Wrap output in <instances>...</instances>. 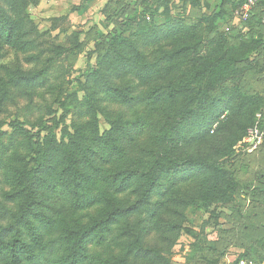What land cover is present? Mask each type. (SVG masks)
<instances>
[{
	"label": "rangeland",
	"instance_id": "374dc122",
	"mask_svg": "<svg viewBox=\"0 0 264 264\" xmlns=\"http://www.w3.org/2000/svg\"><path fill=\"white\" fill-rule=\"evenodd\" d=\"M247 2L28 0L19 4V14L11 11L17 24L10 40L0 36V86L12 76L6 68L29 78L39 74V83L8 88L0 106L7 132L0 145L3 155L7 151L21 156L29 151L22 136L14 134L12 139L11 121L30 120L35 126L28 128L42 135H48V128H52L58 144L74 139L86 146L96 137L95 126L103 133L127 120L133 123L131 129H126L125 122L122 129H116L118 133L129 129L131 136L123 161L145 160L144 152L157 147L158 138L135 122H157L164 112L182 105V94L174 103L165 94L172 85L182 88L203 59L228 56L240 60L241 72L212 93L213 116L220 117L208 127L197 125L180 143L186 155L205 158L226 170L227 177L236 183L229 189V198L206 201L205 205H199L204 201L198 199L184 206L181 198L197 196L208 183L199 170L175 173L162 181L148 206L112 225L102 243L98 238L91 240L88 257L81 264H102L94 258L115 260L139 231L152 255L139 259L138 264H238L241 260L264 264V0H256L246 13ZM1 5L10 8L4 0ZM130 20L132 25L124 30ZM122 31L128 40L120 46L123 53L105 58L100 46ZM126 59L133 69L122 71L119 66ZM125 93L135 102H122L120 96L124 98ZM53 155L56 157L50 163L56 167L42 174L43 181L52 183L57 180L59 165V156ZM5 160L11 161L8 156ZM102 160L95 157L93 169H89L100 181L107 169L119 166L104 165ZM5 178L6 171L1 168L0 209L5 204L15 205L5 200L4 193L9 191ZM98 185L108 187L104 182ZM108 188L123 205L138 198L133 193L134 184L121 192ZM47 201L44 207L36 206L37 213L32 216L43 235L47 220L42 217L56 212L55 197ZM158 201L161 209L151 218L149 211ZM108 207L100 202L95 208L75 211L67 218L69 227L90 222ZM24 235L31 242L30 231L25 229ZM157 253L160 258H156ZM60 254L51 252L39 264L58 263Z\"/></svg>",
	"mask_w": 264,
	"mask_h": 264
},
{
	"label": "trees",
	"instance_id": "16d2710c",
	"mask_svg": "<svg viewBox=\"0 0 264 264\" xmlns=\"http://www.w3.org/2000/svg\"><path fill=\"white\" fill-rule=\"evenodd\" d=\"M2 1L0 0V36L10 40L17 24V17L11 11L19 14V4L28 0H4L10 6L8 9L1 5ZM37 1L34 0V3ZM132 23L133 21L130 20L124 30H128ZM124 32L112 36L109 43L100 46V52L104 51L105 58L111 59L118 52H122L120 46H125L128 42L123 36ZM177 56L178 53L175 57ZM1 57L0 54V59ZM205 59L198 64L197 70L182 88L172 85L171 90L165 94L173 103L182 94L185 102L178 106L179 108L164 112V117L157 122L156 119L135 122L136 126L154 132L158 138L157 147L144 152L147 155L145 160L136 157L130 162L123 161L127 159L124 151L127 141L131 140L130 134L127 133L133 127V123L127 120L123 121L120 127L115 126L114 130L110 129L103 133H100L98 126H95L96 137L86 146L80 145L74 139L68 143L58 144L52 128H48L50 130L48 135H42L40 131L34 133L28 128L35 126L30 120L11 121L9 126L12 127L10 133L12 139L22 136L29 151L21 156L17 152L10 154L7 151L4 155L0 154V169H5V179L9 187V191L4 193L5 200L15 204L11 207L5 204L0 209V264H39L43 259H47L51 252L61 253L58 263L81 264L88 257V243L91 240L98 238L102 243L112 225L122 218H130L143 206H148L151 202L150 197L158 191L162 181L178 172L199 170L205 174V183H208L205 191L197 196L181 198L180 204L187 206L188 203H197L198 199L204 201L198 203L199 205L214 200H227L229 189H234L236 183L227 177L226 170L205 158L186 155L184 149L180 148V143L188 135H192L191 131L194 127L197 125L208 127L220 117L213 116L215 104L212 93L223 87L233 75L241 72L238 67L239 59L228 56L216 59L209 56ZM119 67L122 71H129L133 69V64L126 59ZM6 70L12 76L1 82L0 89L2 87L3 90L0 106L4 103V97L7 96L10 86H36L39 83L36 82L39 74L29 78L22 72L9 68ZM42 72L41 74L44 75L45 72ZM26 78L30 81L24 82ZM116 90L119 91L117 88ZM122 97L120 96L122 102H135V99L128 97L126 93L124 98ZM225 97H222L221 101ZM90 101L93 102L92 99ZM124 122L126 129L130 128L127 133H118L116 129H122ZM3 123L4 121L0 119V145L7 134ZM96 146L101 148L98 150ZM53 153L59 156L57 180L54 183L43 181L42 178L44 172L56 167L50 163L56 157ZM7 156L11 159L9 163L5 160ZM97 156L104 159L102 160L104 165L119 163L117 168L107 169L103 181L98 180L97 176H92L89 170L93 169V161ZM95 169H97L95 172H98L99 169L97 167ZM101 182L117 192L128 189L134 184L133 193H137L138 198L132 204L123 205L114 198L108 187L98 185ZM49 197L56 199V212L54 215L42 217V220H47L45 221L47 228L43 235L38 233V226L33 223L32 216L37 213L36 206L48 205ZM100 202L109 204L108 209L101 216L93 218L90 222L69 227L67 218L71 214L84 208H95ZM161 206L162 202H155L149 211V217L152 218ZM25 229L30 231L33 238L31 242L26 241ZM53 236L55 237L48 243L47 238ZM143 238L144 235L140 231L135 233L124 246V254L115 260L105 259L104 262L96 258L93 260L102 264H138L139 259H147L152 255L151 249L144 245ZM158 257L161 256L157 253L156 258ZM58 263L54 262V264Z\"/></svg>",
	"mask_w": 264,
	"mask_h": 264
},
{
	"label": "built area",
	"instance_id": "2783aa9c",
	"mask_svg": "<svg viewBox=\"0 0 264 264\" xmlns=\"http://www.w3.org/2000/svg\"><path fill=\"white\" fill-rule=\"evenodd\" d=\"M255 2H256V0H248V2L245 3L244 9H245L246 13L248 12L249 6L253 5ZM238 264H249V263L247 261H245V260H241V261L238 262Z\"/></svg>",
	"mask_w": 264,
	"mask_h": 264
}]
</instances>
